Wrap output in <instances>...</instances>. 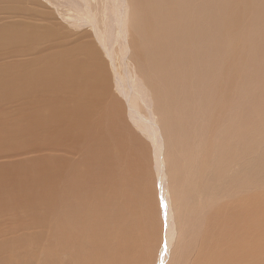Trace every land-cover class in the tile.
Masks as SVG:
<instances>
[{"label": "bare ground", "instance_id": "bare-ground-1", "mask_svg": "<svg viewBox=\"0 0 264 264\" xmlns=\"http://www.w3.org/2000/svg\"><path fill=\"white\" fill-rule=\"evenodd\" d=\"M70 1L73 27L90 24L110 52L116 35L113 40L108 33V40L103 38L100 23L107 21L100 22L98 17L115 13L116 23L121 1L105 0L102 7L101 0L95 6L91 0ZM128 1L135 10L133 42L139 67L160 94H155L158 105H168H160L164 109L160 114L169 117L173 105H179L175 111L182 107L181 98L175 99L182 90L191 102L196 96L200 104L193 110L203 118L205 112L209 114L207 125L200 126L207 140L197 139L205 170L214 154L218 158L215 172L221 177L234 163H246L244 155L259 147L260 179L250 175L234 179L223 194L206 200L207 211L200 218L197 207L188 220L180 205L184 239L178 240L173 258L166 260L173 242V212L169 214L163 192L169 226L159 238L145 144L124 122L121 102L111 92L97 47L80 41L68 46L60 28L46 23L51 15L39 8V0H0V15L24 17L13 21L14 16L12 20L7 15L11 21L2 20L0 25V157L41 152L0 164V169L12 168L21 176L18 185L0 189V206L7 202L32 205V218L50 222L44 230L51 234L1 238L0 264H264V0ZM36 15L45 18V24L34 21ZM119 23L121 32L125 27ZM113 26L108 28L115 31ZM129 79L122 86L116 80L117 89L123 87L120 91L130 105V119L136 123L134 95L140 89L148 97L151 92L146 93L142 80L139 84ZM145 99L148 109L147 100L152 99ZM183 109L185 117L189 111ZM190 114L193 118L194 113ZM152 117H139L140 128L156 135ZM169 141L172 145L173 137ZM177 148L173 153L180 151ZM191 159L188 169H192ZM188 221L191 228L186 238ZM29 243L35 246V257L13 262L10 253H25Z\"/></svg>", "mask_w": 264, "mask_h": 264}, {"label": "rangeland", "instance_id": "rangeland-1", "mask_svg": "<svg viewBox=\"0 0 264 264\" xmlns=\"http://www.w3.org/2000/svg\"><path fill=\"white\" fill-rule=\"evenodd\" d=\"M67 1H68L67 4L69 6H67V4H64ZM67 1L66 0H60V1L59 0H55V1H53V0H39V2L41 4H43V5L40 4L41 7L39 6V8L42 9L43 11L45 10L44 11L45 13L49 11L48 16H50V15L51 16L48 19V22H46V23L54 25V26L57 25L58 28H60V34L67 41L68 46H70V44L74 45L76 43H79V41H80L81 44L82 43L86 44L88 42H91V44L95 48L97 47V50L99 51L100 56H101V60L105 66V77L109 83L111 92L116 98L118 97L117 99L121 102V108L124 111L123 112L124 122L126 123L128 128L130 127L129 128L130 131H132V133H134V135L136 137L138 136L139 140H141V142L143 141L142 143L145 144L144 151L146 154H145V161L144 162H145V165L147 166V170H148L147 172L150 175L151 190L153 191L152 196H154V198H153L154 207L156 208V210L158 212V217H159L158 218L159 219V227H160L159 238H162L161 236H163V237L165 236V230L169 226V221H167V218H166V216H164V213H163L164 211H166V210H164L165 205L161 201L163 192H165L164 194L166 195L167 206L170 205L169 210H171V212H169V214L173 212L172 213L173 217L172 216L171 217H172V221H173V223H172L173 228L174 227L175 228L172 230V233H171V238H173V242H172V245L170 246L169 251L167 253L168 258H166V260H169L171 257L173 258L172 255H174V252H176L175 250H177V248H178V245L180 243V241H178V240H180L181 237L183 238V236L181 234L182 230H181V225H180V221H181L180 205H181L182 211L183 210L187 211L186 213L188 215V220L192 217L191 215L196 213L197 210H198V215H199L198 217L200 218L207 211V210H205V209H207L206 200L209 199L210 197L212 200L213 198H215L213 196L215 194H218V193L223 194L225 187H227L228 185H231L234 179L242 178V176H245V175H250L252 177H249V178L254 179V180H259L260 175H261L260 160H259L260 159V156H259L260 153H259V149H258L259 147H255L254 149L249 150V152L246 155H244V159L248 160V161L246 163H243V164L234 163L226 171V173L223 176H221L222 178L218 177L216 172H215V167L217 166L216 162H218V158L214 154H213V156H210V158L207 159V160H209V164H208L209 166L205 170L206 164L201 163V161H202V158H201L202 150H200L199 142L197 139L207 140V132H205V130H202L200 128V126L203 127V125H205V126L207 125V123L209 121L208 120L209 114L207 112H205L206 114H205V117L203 118L198 113H196L197 111L195 112V110H197V109L193 110V107H196V104L199 102V99L196 96L193 97L192 98L193 103H192L191 100L188 99V95L186 94V92L184 90L181 91L180 97L179 96H178V98L175 97V99L180 100V98H181V100H182V107L179 108V110H181V111L178 110L179 111L178 112V111L174 110V109L177 110V107H179V105H177V103H176L177 107L175 108V106L173 105L172 110H171L172 112H169L171 117L169 116V113H167V115L169 117L165 116L166 119H164L165 117H163L160 114V112L164 110L163 108H162L163 110L160 109L162 107V106L160 107V105L163 103L162 102L163 98L161 99L162 101H160L162 103L161 104L159 103V105H158L156 100L159 97H157V99H156V96H160V94L158 95V92L155 90V88L152 85L150 86V83H148V81H147L148 79L144 78V77H146V75L144 74L145 76H143V70L139 67V66H141L140 61L138 60L137 56L135 55L137 52L136 43H134L135 41L133 42V40L136 37V29H134L135 27H133V24L135 23L134 22L135 10H134V7L131 5V2L129 4L128 0H124V2H123V0H120L121 4L124 5L125 11L123 10V6L119 3L121 5V6L119 5L121 7V10L118 7L117 15L120 18H122V16H124L125 19L124 18H122V19L117 18V20H116L117 22L115 23V20H114V14L115 13L114 14L106 13V14H110L109 16L112 15L113 18H112V16L109 17L112 19H109L108 16H105L106 18L104 16L98 17L100 19V22L103 20L104 22L107 21L109 23V20H110V23H111V25H109L110 23L108 24L107 22H106V24L103 22L100 23L101 24L100 29H101L103 38H106L108 40V38L113 37V34H114V36L116 35L115 39L112 38V40L113 39L116 40V42L114 41V44H113L114 46L112 45L111 51L107 52V50L102 46V44L99 43V40L97 39V36L95 35L94 30H92V27H90L91 26L90 24H87V25H84L81 27L80 26L73 27L74 24L73 25L71 24L72 23V22H70L71 18L69 19V17L74 16V11L71 9V7H70L71 5L69 4L71 1L70 0H67ZM104 1L105 0H103V1L101 0V2H104ZM39 2H38V5H39ZM91 2L93 3V6H95L96 5L95 3L98 4L100 2V0H91ZM10 3L6 2L7 5L13 4L12 2H10ZM14 3H16V2H14ZM59 3H63V4H59ZM126 3H127V5H126ZM19 5H20L19 3L17 5L13 4V6H15V7H17ZM103 5H106V2H104L102 4L100 3L99 6L102 7ZM125 7L127 8V10L129 9L128 12H127ZM68 9L70 11H68ZM66 10L68 12H66ZM121 11L125 12L126 14L124 15L121 13L122 14V16H121V14H120ZM132 11H133V14H132ZM49 13H51V14H49ZM104 14H102V15H104ZM2 15L4 17L6 16L7 19H6V17L4 18ZM2 15H0V19H1L0 22L2 20L9 22V21H11L13 16H14L13 17L14 20L12 19L13 21H16L15 19L21 20L24 18V17H20L19 15L15 16V15L10 14L11 15L10 16L7 13H5V14L3 13ZM7 15H9L11 17V19H8L9 16H7ZM117 15H116V17H117ZM35 17L36 18L33 19L34 21L38 22L41 25L45 24L46 20L43 21V19H45V18H43V17L40 18L41 16L38 17L37 15ZM65 17L66 18L68 17V18L66 19ZM39 18L42 20H39ZM127 20H129L130 23H132V24H130L129 21H127ZM53 21L56 23H54ZM2 22L0 23V25H2L4 23V22L3 23ZM118 22H120L121 25L123 27H125L123 30H121V32H120L119 26H117ZM120 23H119V25H120ZM61 24L63 25V28L61 27ZM103 24L107 26V29H105L106 27ZM112 24L116 25V26H113L116 28L115 31H113L114 28L112 30H110L111 28H108L109 26L112 27ZM121 25H120V28H121ZM102 26L104 27V29ZM86 30H88V31H86ZM109 30L111 32H113L112 35H111V33H109L110 32ZM66 31H68V32H66ZM106 33L109 34V37H108V34H106ZM105 34L107 36H104ZM71 36H73L75 39ZM85 38L86 39L88 38V39L86 40ZM134 44H135V46H134ZM111 55H113L114 61L111 60V57H110ZM42 69H43V67H42ZM140 69L142 70V72ZM125 74H126V76H125ZM129 77L134 78V80L136 79L137 82H138V80H140V81L142 80L141 83H144V85H146L147 90H148L146 93L150 94L148 92H151L150 97H148V95H145L144 90L140 89V90H138V93L144 92V93H141V95H143V96L137 95L138 94L137 92H136L137 96L134 95V98H136V100H137L136 102L138 105V107L137 106L135 107L138 110V111L135 110L137 112V114H135V117L138 120V121L135 120L136 123H134L132 121V119H130L131 118L129 115L130 105L127 101V98H125V96L120 91V90H123V87H122V89L121 88L117 89L118 85H117L116 80L118 82H120V86H122V84H124V83L127 84ZM118 78H121V79H118ZM144 79H145V81H144ZM140 81L138 82L139 84H140ZM144 85H143V87H144ZM143 89H146V88H143ZM155 94H157V95L155 96ZM182 94H183V97L185 99L187 98L184 101H183L184 98L182 99ZM137 97L138 98L140 97L141 99H142V97H143V99H145V97L151 98L152 101L150 99L147 100V103L150 101L148 103L149 104L148 106H151V107H148V109H147L145 107V105H143L144 100L142 99V100L138 101ZM189 98H191V97H189ZM158 100H160V99H158ZM197 100H198V102H197ZM175 101H178V100H175ZM188 101H189V103H188ZM178 102L180 103L181 101H178ZM145 103H146V101H145ZM147 103H146V105H147ZM173 103L175 104V102H172V104ZM194 103H195V106L192 105ZM165 104H167V103H165ZM165 104L163 103L162 105H165ZM199 104H197V105H199ZM186 106H188L189 109L191 108L190 111L188 110L189 112L186 110L187 109ZM181 108L182 109L185 108V110L184 109L183 110L185 112L186 111L188 112V114L186 113L188 116L192 111L194 113V115L192 116L193 118L188 117L187 115L186 116L188 118H185L186 117L185 115H184L185 117L181 116L182 115V109ZM196 108H198V106ZM165 110H166V108H165ZM164 112L166 113V111H164ZM175 113L176 114L180 113V115L178 114V116L176 118H174V116L176 115ZM162 114H163V112H162ZM183 114H184V112H183ZM145 115H149V118L150 117L153 118L152 116L154 115L155 121L153 120L152 124H154V126L156 125L155 127L157 129L154 131V133L155 134L157 133L156 135L158 137L156 135H151L147 131H146V133H144L142 131V129L140 128V127H142L140 125V123L143 124V120L139 117H142ZM190 116H191V114H190ZM169 119H171V120L169 121ZM141 120H142V122H141ZM164 126H166V127L164 128ZM169 127H171V128H169ZM167 129L169 130V132ZM147 133H148V135L150 134V136H148ZM167 133H170V134H168L170 139L173 137V141L171 143L172 145H170L171 141H169V137L167 136ZM150 137H152V139ZM153 137L156 138L155 141H154L155 138L153 139ZM165 139H167V140H165ZM173 142L175 144L174 148L171 147L174 145ZM176 145L179 148H177ZM181 147H182V149H181ZM190 147H192L193 150ZM175 148H177L176 151L180 150L181 153H179L180 151H177V154L173 153V152H175ZM183 148L187 151H184ZM191 150H192V153L190 155L188 153V151H191ZM197 150L199 152L201 151L199 153V155H198ZM183 152L185 154H183ZM40 153L41 152L39 150H37V151L32 150V152H29V153H22L19 155L15 154V156H10V157H8V156L0 157V164L6 163V162H12V161L18 162L21 159L26 160L28 158H33L35 156H38ZM171 153L174 155L176 154L177 157L175 156V158H174ZM196 153H197V155H196ZM75 156L78 157V155H75ZM171 157H173V159H175V160L177 159V160L173 161V160H171L172 159ZM189 159H191L190 165H189L192 167V169L190 168L191 170L188 169V165H187ZM177 162H178V164H177ZM175 172H177V174H175ZM0 174H2V177H4L3 179L0 180V189L1 188H9V187L18 185V184H16V180L18 177H21L19 175V173H15L12 168L11 169L10 168L9 169H0ZM175 177L178 178V181H175ZM17 199L19 201H21L23 199V196H19V197H17ZM197 207H198V209L196 210L195 208H197ZM33 208L34 207L32 205L26 206L22 203H18V204L10 203V204H8V202L3 207L0 206V240H1V238L3 239V238L31 237V236H34V235L39 234V233H41L43 235H51L50 233L47 232V230H44L47 226L48 227L50 226V222H49V224L47 221H44L41 223L36 222L35 219L32 218ZM169 210L167 209V211L165 213H168ZM43 213L47 217V219H50V215L47 212H43ZM51 218H52V216H51ZM190 228H191V223H189V221H188L187 230H186V236L187 237L185 236L186 238H189L188 229H190ZM43 238H46V236ZM27 246H28L27 249L23 250V251H26L23 254H20L19 251L18 252L15 251V252L10 253L12 255V261L13 262L23 261L26 258H28V260L31 261L35 257L33 255V253L35 252V246L31 243H29Z\"/></svg>", "mask_w": 264, "mask_h": 264}]
</instances>
